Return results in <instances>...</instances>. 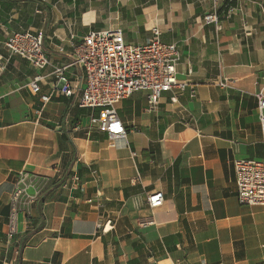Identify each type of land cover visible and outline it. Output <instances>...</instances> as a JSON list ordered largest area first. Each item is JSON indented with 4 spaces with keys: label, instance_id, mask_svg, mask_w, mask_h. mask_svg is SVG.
<instances>
[{
    "label": "crops",
    "instance_id": "obj_1",
    "mask_svg": "<svg viewBox=\"0 0 264 264\" xmlns=\"http://www.w3.org/2000/svg\"><path fill=\"white\" fill-rule=\"evenodd\" d=\"M233 1L229 16L206 24L222 0H0V264H264V210L239 204L233 169L235 159L263 158L264 0ZM117 28L127 43L157 29L161 42L176 44L177 80L195 97L188 88L163 93L151 112L147 93H134L116 105L126 136L112 141L89 128L97 110L77 107L80 68L68 73V98L48 69L4 47L14 33L41 32L51 60L66 64L70 42ZM38 73L34 94L27 85ZM224 79L229 88L218 86ZM20 171L50 181L8 241ZM75 175L82 191L63 185ZM155 191L164 201L151 210L145 199ZM107 221L111 228H97Z\"/></svg>",
    "mask_w": 264,
    "mask_h": 264
},
{
    "label": "built area",
    "instance_id": "obj_2",
    "mask_svg": "<svg viewBox=\"0 0 264 264\" xmlns=\"http://www.w3.org/2000/svg\"><path fill=\"white\" fill-rule=\"evenodd\" d=\"M255 1V0H250ZM232 8L227 11L230 15ZM216 13L206 15V24L218 23ZM159 31L152 30V37L140 44L127 43L121 29L91 30L79 41L70 42L71 60L66 64H57L51 60L43 46V34L14 33L4 43L10 55L25 59L32 68L42 72L49 70L54 79L53 88L66 97H72L73 91L68 73L78 67L84 75L82 88L76 104L78 108L97 110L98 115L92 116L90 129L105 133L109 140L124 138L126 131L117 116L116 105L136 92H146L148 111L155 112L163 93H184L187 88L190 97L194 98V88L184 81L177 80L176 66L179 61V47L174 43H163L159 39ZM63 51L62 48L60 52ZM44 78L41 73L28 83L31 93L39 92V83ZM231 81L224 79L219 82L220 88H229ZM49 97L42 95L40 100L46 103ZM175 102V96L171 98ZM257 112L261 133L263 158L261 160L235 159L233 161L236 197L241 205L260 207L264 210V95H257ZM94 180L99 176L92 172ZM47 178L20 171L10 194L9 212L7 216L5 236L13 241L18 234V215L23 213L30 221V208L42 194ZM139 181V178H137ZM41 182V186H36ZM72 191H82L78 176H72L63 184ZM163 193L155 191L147 194L146 206L153 210L162 206ZM97 209L103 203L96 198L86 200ZM111 221L105 225L97 224V228L105 232L111 227Z\"/></svg>",
    "mask_w": 264,
    "mask_h": 264
},
{
    "label": "trees",
    "instance_id": "obj_3",
    "mask_svg": "<svg viewBox=\"0 0 264 264\" xmlns=\"http://www.w3.org/2000/svg\"><path fill=\"white\" fill-rule=\"evenodd\" d=\"M222 1H223V5L220 11L216 13V15L218 16V19L222 17L223 13H226L230 8H233L235 6V2L233 0H222Z\"/></svg>",
    "mask_w": 264,
    "mask_h": 264
},
{
    "label": "rangeland",
    "instance_id": "obj_4",
    "mask_svg": "<svg viewBox=\"0 0 264 264\" xmlns=\"http://www.w3.org/2000/svg\"><path fill=\"white\" fill-rule=\"evenodd\" d=\"M28 173H30V172H28ZM49 181H50V179L47 181V183L45 184V186L48 185ZM36 186H37V187H38V186H41V182H38V183L36 184ZM45 186H44V188H45ZM44 188H43V189H44Z\"/></svg>",
    "mask_w": 264,
    "mask_h": 264
}]
</instances>
